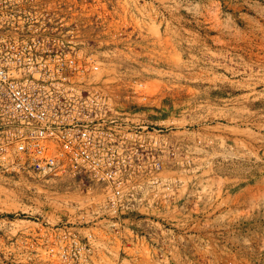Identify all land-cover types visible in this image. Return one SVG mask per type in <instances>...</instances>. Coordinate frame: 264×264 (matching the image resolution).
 I'll return each mask as SVG.
<instances>
[{
	"label": "rangeland",
	"instance_id": "1",
	"mask_svg": "<svg viewBox=\"0 0 264 264\" xmlns=\"http://www.w3.org/2000/svg\"><path fill=\"white\" fill-rule=\"evenodd\" d=\"M62 1L89 10L136 188L111 208L104 183L0 167V264H264V0Z\"/></svg>",
	"mask_w": 264,
	"mask_h": 264
},
{
	"label": "built area",
	"instance_id": "2",
	"mask_svg": "<svg viewBox=\"0 0 264 264\" xmlns=\"http://www.w3.org/2000/svg\"><path fill=\"white\" fill-rule=\"evenodd\" d=\"M89 17L72 1L0 0V167L20 162L38 176L104 183L117 208L132 197L125 173L142 152L92 81L101 62L84 37Z\"/></svg>",
	"mask_w": 264,
	"mask_h": 264
},
{
	"label": "crops",
	"instance_id": "3",
	"mask_svg": "<svg viewBox=\"0 0 264 264\" xmlns=\"http://www.w3.org/2000/svg\"><path fill=\"white\" fill-rule=\"evenodd\" d=\"M89 21H90V18L86 20L87 23H90ZM91 21H92V20H91ZM90 29H91V23H90V27H88V29L85 31L86 34H85V32H84V37H85L86 40H90V38H89V37H91V34H89V33H90V32H89ZM5 219H6V218H2V217L0 216V220L6 223ZM7 235H8V232H7L6 230L0 231V240L5 241L6 238L8 237Z\"/></svg>",
	"mask_w": 264,
	"mask_h": 264
}]
</instances>
